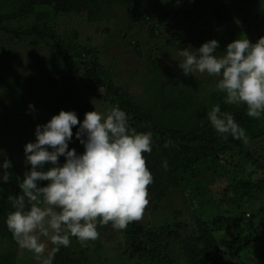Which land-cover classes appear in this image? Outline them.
<instances>
[{"label":"trees","instance_id":"1","mask_svg":"<svg viewBox=\"0 0 264 264\" xmlns=\"http://www.w3.org/2000/svg\"><path fill=\"white\" fill-rule=\"evenodd\" d=\"M14 1L16 5H13L12 11L0 14V31L11 34L18 43L22 38L26 39L32 49L43 46L53 55V62L57 61L62 70L67 67L71 69L72 65L76 68L81 65L87 67V78L91 83H101L110 88L111 104L119 105L128 114L130 125L138 132L151 131L153 134V150L150 154L145 153L147 166L154 178L153 183L148 186L151 206L154 209L160 208L175 191L183 198L184 210L189 213L185 219L175 222L164 220L151 226L148 223V228L146 223L136 221L129 224L127 229L119 231L126 245V259L130 262L136 259L132 264H151L145 258L143 263L139 260L149 255L154 260L155 257L160 258L164 264H264V118L257 120L247 116L243 105L237 107L224 103L225 94L217 90L207 97L209 102H205L204 98V101L196 99L197 96L188 90L177 96L169 95L170 92L163 82V73L159 72L163 67L161 47L164 43L162 46L156 45L164 33L161 25H164V19L169 14L160 17L157 23L149 25L148 30L141 33V37L149 43L154 41L146 54L148 56L155 52L158 59L152 57L150 68L147 66L148 71H151L147 80L156 82L152 85L158 88L149 103L135 106L118 98L117 90L110 87L111 82L105 66L97 57V48L74 42L73 37L77 36V31L70 35L58 32L55 18L73 14L74 17L85 18L86 23L97 24L102 22L107 8L133 4L130 6V15L141 25L153 22V19L134 6L136 0ZM179 2L180 0L179 5L183 4ZM232 3L231 0L227 2L229 5ZM221 4L224 8L223 3ZM17 9L19 10L16 11ZM173 12L177 13L179 10L174 9ZM225 16V20L229 22L235 19L230 14ZM29 18L31 19L27 21ZM14 20H17L15 28L10 24ZM132 46L140 52L139 57L146 56L141 54L139 36H124L123 47ZM29 65L35 67L33 59H29L28 67ZM9 76H13L15 81L9 80ZM187 76L191 77V74ZM0 77L1 88L8 87L9 99H19L8 114L5 112L4 102L0 103V125L14 120L20 121L23 128L27 124L23 122L27 120L18 118L20 110H25V104L21 94L16 91L20 85L17 73L10 68L4 69L0 72ZM170 81L175 85L179 84L174 79ZM190 82L199 89L209 80L191 79ZM74 84L71 85L70 93ZM89 88L100 98L96 90ZM62 102L68 105L67 99ZM216 104L220 105L221 111L233 114L237 123L246 130L249 140L247 144L233 139L229 145L218 147L223 138L216 133L207 119V113ZM76 128L78 125L73 127V133H76ZM3 140L0 139L4 154L2 161L6 157L12 168L9 170V181H0V240L10 244L14 238L8 231L5 220L8 213L14 210L11 197L20 194L18 185L30 168L23 173L17 167L8 143ZM73 140L76 137L71 142ZM166 141L171 142L169 147H164ZM74 144L72 143L71 149ZM80 146L78 154L84 150L81 143ZM258 150L262 153H257ZM164 161L168 165L166 171L162 167ZM47 167L50 165H46V169ZM242 172H248L249 176H241ZM219 178L226 179V182L221 190L215 191L212 185ZM46 184V181L40 182V186ZM215 194L218 196L215 197ZM182 212L173 211V214L180 215ZM109 229L113 230L111 225ZM174 247L180 248L176 256L172 252ZM15 258L16 253L13 250L0 253V264H15ZM85 261L86 257L70 245L55 254L53 264H85Z\"/></svg>","mask_w":264,"mask_h":264},{"label":"rangeland","instance_id":"2","mask_svg":"<svg viewBox=\"0 0 264 264\" xmlns=\"http://www.w3.org/2000/svg\"><path fill=\"white\" fill-rule=\"evenodd\" d=\"M178 1L136 0L134 6L139 10L141 9L145 16L153 19V22L147 24L141 25L136 18L130 15V6H133L131 4L130 6L122 5L107 8L103 13L102 22L97 24L86 23L85 18L74 17L73 14L62 18L56 17V29L66 35L77 31V36L73 37L74 42L95 46L97 57H99L100 63L105 66V72L111 82L110 87L117 90V97L131 102L135 106H141L149 103L150 99L153 98L151 96L156 94L158 88V86L152 85L156 83L154 79L152 80L155 83L147 80V77L151 76L149 74L151 71H148L147 66L149 67L150 62H152V57L158 59L155 52L151 54L149 52L150 55L148 56L146 54L154 41L149 43L141 35L145 30H148L149 25L157 23L160 17L169 14L164 19V25H161L164 33L156 43L160 46L164 43V46L161 47L163 67L159 71L163 73V82L166 84L170 96H177L179 93H185L188 90L197 96L196 99L203 101L206 99L205 102H209L207 97L217 90V78L199 73L186 77L179 67V60L182 59L179 56V50L186 48L195 50L204 43L215 39L219 44L217 53H223L229 43L241 36H246L252 43L257 42L259 38L264 37V0H231L233 3L230 5L227 4L229 0H180L182 5H179ZM221 3H223L224 8L221 7ZM14 4L16 5L14 0H0V14L12 11ZM149 6L152 8L150 9ZM174 9L179 10L178 14L173 12ZM172 12L173 14L170 16ZM228 14L235 18L234 21L225 20L227 18L225 15ZM16 21L10 23L13 28L17 27ZM100 29L104 30L101 31ZM131 35L139 36V41L142 44L141 54L146 55L148 59L146 56L139 57L140 52L136 51L133 46L123 47L124 36L130 38ZM29 46L26 39L22 38L18 43L11 34L0 31V72L10 68L17 73L20 85L16 91L21 94L23 104H25V110H20L18 118L22 117L27 120L23 122L27 123L23 128H21L20 121L14 120L5 125H0V139L3 138V141L8 143L15 164L23 173L31 167L26 164L24 146L28 142L35 141L34 133L37 125L47 123L61 110L74 111L78 120L82 122L85 113L94 109L106 113L113 106L110 88L101 83H91L90 79L87 78L89 71L87 67L81 65L76 68L72 65L71 69L67 67V69L62 70L57 61L53 62V55L47 52L43 46L35 49ZM29 59H33L35 67H32L33 65L28 67ZM201 78H205L209 82L204 87L201 85L202 87L197 89V86L191 84L190 80L198 81ZM170 79H174L179 84L175 85ZM9 80L14 82L15 78L9 76ZM89 87L96 90L100 98L95 96ZM178 88L182 90L179 91ZM9 93L8 87L1 88L0 82V103L4 102L6 114L11 111L12 105L19 101V99H9ZM4 96L5 99H3ZM64 99L68 100V105L62 102ZM30 104L34 105L35 111L29 109ZM77 130L78 128H76ZM75 137V133H73V138L75 139ZM232 140L233 138L223 139L218 147L227 146ZM72 143H76L73 148L79 153L80 141L76 139L70 142L69 149H71ZM0 150H2L1 146ZM82 151L84 152V150ZM257 153L262 152L258 150ZM2 158L3 155H0V163L3 162ZM63 162L64 157H60V163ZM243 175L247 178L249 173L242 172L241 176ZM225 180L224 178L217 179L214 182L215 185H212L213 189L215 191L220 189L225 184ZM217 196L218 194H215V197ZM182 203V196L176 191L172 192L161 204L162 208L154 209L149 203L143 218L137 222L146 223L148 228L149 225L162 223L164 220L174 222L182 220L189 215L184 210ZM181 210L183 212L180 215L173 214V211L177 213ZM109 225L100 227L98 229L99 238L95 241H89L86 245L82 246L75 238L72 239L71 246L80 255L86 257L85 264H132L136 260L133 259L130 262L126 259L128 257L125 252L124 238L119 231L110 230ZM48 247L50 250L51 245ZM8 250H13L16 253L15 264H38L33 253L19 247L15 240L11 241L10 244L8 241L0 240V253ZM179 251V247L172 249L175 256ZM144 258L151 264H164L160 258L155 257L154 260L149 255L139 258L141 263H143Z\"/></svg>","mask_w":264,"mask_h":264},{"label":"clouds","instance_id":"3","mask_svg":"<svg viewBox=\"0 0 264 264\" xmlns=\"http://www.w3.org/2000/svg\"><path fill=\"white\" fill-rule=\"evenodd\" d=\"M218 47L213 39L195 50H179L183 74L217 78L216 89L225 94L224 103L243 105L247 116L264 118V37L252 43L241 36L223 53H217ZM28 107L35 111L34 105ZM207 119L223 139L231 136L249 142L246 130L219 104L212 106ZM129 120L119 105H113L106 113L96 109L85 113L82 122L74 111L61 110L36 126L35 141L24 146L31 167L18 185L20 194L11 197L14 210L5 224L19 247L33 253L38 264H53L55 254L69 247L73 238L83 246L99 238L100 227L111 224L113 230L123 231L143 218L149 205L148 186L154 179L145 156L153 150V134L138 132ZM77 125L75 136L84 146L82 154L69 149ZM170 143L166 141L164 147ZM60 157H64L62 164ZM162 167L167 170V161ZM11 168L5 157L0 181H9ZM41 181L47 184L40 186Z\"/></svg>","mask_w":264,"mask_h":264}]
</instances>
